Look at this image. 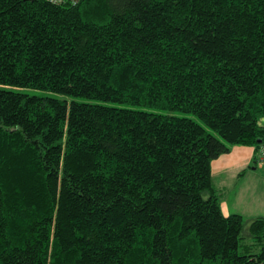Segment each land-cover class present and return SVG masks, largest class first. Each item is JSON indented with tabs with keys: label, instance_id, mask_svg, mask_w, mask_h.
<instances>
[{
	"label": "trees",
	"instance_id": "obj_1",
	"mask_svg": "<svg viewBox=\"0 0 264 264\" xmlns=\"http://www.w3.org/2000/svg\"><path fill=\"white\" fill-rule=\"evenodd\" d=\"M263 119L264 0H0V264H264L212 179Z\"/></svg>",
	"mask_w": 264,
	"mask_h": 264
},
{
	"label": "crops",
	"instance_id": "obj_2",
	"mask_svg": "<svg viewBox=\"0 0 264 264\" xmlns=\"http://www.w3.org/2000/svg\"><path fill=\"white\" fill-rule=\"evenodd\" d=\"M261 124L264 126V119ZM257 151L254 147L235 146L229 154L214 161L212 179L214 185L222 188V192L235 195V198H247L252 202L250 216L253 219L264 218V170L255 165ZM222 199V212L226 216L234 215L225 193Z\"/></svg>",
	"mask_w": 264,
	"mask_h": 264
},
{
	"label": "rangeland",
	"instance_id": "obj_3",
	"mask_svg": "<svg viewBox=\"0 0 264 264\" xmlns=\"http://www.w3.org/2000/svg\"><path fill=\"white\" fill-rule=\"evenodd\" d=\"M155 113H161L163 115L168 116H174L179 118H190L195 119L193 115L190 114H184L182 112H160V111H152ZM196 120V119H195ZM214 184V183H213ZM214 189L216 191V196L219 198L220 203L222 204V199H226L225 193L229 195L228 192H222V188H219L214 185ZM210 192H204L203 197L204 199L208 200L210 198ZM227 201L229 202V205L231 206L232 210H235L236 212L234 214L240 215L243 218V229H242V240H241V247L239 249V252L241 255L244 254H259L261 251V245H259L255 239H253L251 233H250V225L255 220L250 216L251 212V206L252 202L248 200L247 198L244 199H238L235 198V195H229V198H227ZM257 219V218H256ZM252 248L253 250H249Z\"/></svg>",
	"mask_w": 264,
	"mask_h": 264
},
{
	"label": "built area",
	"instance_id": "obj_4",
	"mask_svg": "<svg viewBox=\"0 0 264 264\" xmlns=\"http://www.w3.org/2000/svg\"><path fill=\"white\" fill-rule=\"evenodd\" d=\"M54 5H72L77 6L82 2V0H46ZM255 158V165L258 169L264 170V142L259 147Z\"/></svg>",
	"mask_w": 264,
	"mask_h": 264
}]
</instances>
